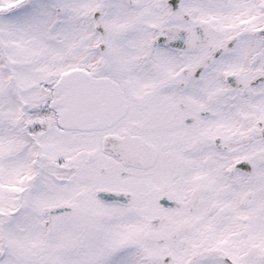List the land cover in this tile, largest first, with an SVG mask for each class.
<instances>
[{
    "label": "snow or ice",
    "instance_id": "6c2138e0",
    "mask_svg": "<svg viewBox=\"0 0 264 264\" xmlns=\"http://www.w3.org/2000/svg\"><path fill=\"white\" fill-rule=\"evenodd\" d=\"M0 264H264V0H0Z\"/></svg>",
    "mask_w": 264,
    "mask_h": 264
}]
</instances>
